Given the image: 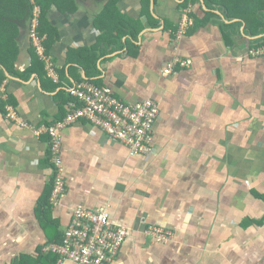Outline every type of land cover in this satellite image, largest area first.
I'll list each match as a JSON object with an SVG mask.
<instances>
[{"label": "crops", "instance_id": "crops-1", "mask_svg": "<svg viewBox=\"0 0 264 264\" xmlns=\"http://www.w3.org/2000/svg\"><path fill=\"white\" fill-rule=\"evenodd\" d=\"M42 1L46 39L50 28L58 33L47 49L56 90L46 67L21 75L33 60L30 18L0 25L16 32L18 50L0 55V184L15 177L34 194L19 206L0 199V264H52L58 255L44 248L79 207L105 208L128 229L110 264H264V55L250 53L264 43V0H157L153 19L143 0ZM0 6L11 10L7 0ZM186 9L193 23L178 36ZM175 57L192 62L165 75ZM81 80L129 102L157 101L152 151L134 154L85 119L66 126V190L52 204L49 137L32 127L64 118L75 101L69 88ZM149 224L173 239L152 241Z\"/></svg>", "mask_w": 264, "mask_h": 264}, {"label": "built area", "instance_id": "built-area-1", "mask_svg": "<svg viewBox=\"0 0 264 264\" xmlns=\"http://www.w3.org/2000/svg\"><path fill=\"white\" fill-rule=\"evenodd\" d=\"M184 10L185 20L179 25L178 36L192 25L193 21ZM41 7L36 6L29 20V35L33 48L45 63L48 76L58 81L54 60L46 51V35L39 31ZM252 56L264 55V43L250 48ZM190 59L175 57L164 69L165 75L173 73L178 67L191 64ZM69 94L75 99L72 108L59 121L53 124H40L32 127L37 136L49 137L50 159L54 167L55 178L51 193V203H58L66 190L64 163L62 160L61 131L66 126L85 119L111 138L127 145L134 154L152 151L154 125L160 114V107L154 99L129 102L118 97L111 87L97 84L90 80H81L69 88ZM9 116L22 125L23 121L16 111L10 107ZM29 126V125H28ZM128 229L115 224L105 208L94 210L79 207L66 227L62 242L47 244L44 250L58 255L57 264L63 259H70L75 264H110L119 254L127 236ZM146 236L155 242H169L173 232L156 224H149Z\"/></svg>", "mask_w": 264, "mask_h": 264}, {"label": "trees", "instance_id": "trees-1", "mask_svg": "<svg viewBox=\"0 0 264 264\" xmlns=\"http://www.w3.org/2000/svg\"><path fill=\"white\" fill-rule=\"evenodd\" d=\"M7 1L9 2V6H7V8L11 9L13 6L16 7L15 13L12 12V14L9 15V14H7V12H5L8 9L2 8V6H0V25H7V23H10V24H13L14 26H26L27 21L33 15V11H32L33 5L30 2V0H7ZM54 1H56V0H54ZM117 1L118 0H111L110 4L113 6H116ZM193 1H195V0H193ZM36 2H38L42 6L41 7L42 8L41 9V15H40L41 24H40L39 31L41 34H44L45 28L42 27L43 26L42 23H43V17H45V14L47 12V8H46L45 2H43L42 0L41 1L36 0ZM156 3H157V0H156ZM143 4L145 6V8H144L145 11H147L150 18L153 19L154 17L150 12L151 0H143ZM181 5L183 7H187L189 5V0L183 1V3ZM8 11H10V10H8ZM56 30H57L56 28H53V29L50 28V31H48V33H49L48 38L45 40L46 51H48L47 49L52 45V43L58 37V33ZM15 35H16V32L13 34H10L9 30H6V28L4 26H2V27L0 26V40H2V42L5 43V45H6V48L4 50H0V55L11 56V53H12L16 57V55L18 54V50H17L16 45H14L15 44V37H14ZM10 39L13 40L14 43L10 42ZM32 55H33V60H32L30 67L24 73L21 74V75H23L22 77H24V78H30L32 73H34V72L41 73L43 70H45V63L36 54L34 48L32 49ZM0 61L3 62L1 60V58H0ZM7 66L10 69V71H12V72L14 71L11 66H9V65H7ZM0 74H1V79L5 78V76L2 73H0ZM45 74L48 76L47 70L45 71ZM48 78L52 81V84H53V86L50 87V89L56 90L57 87L60 85V83L55 81L50 76H48ZM61 93H62V91H61ZM55 173L56 172L54 171L51 193H52L53 186H54ZM50 197H51V195H50ZM44 206L50 207L51 203L46 201ZM62 240H63V237L58 242H62ZM55 258H53L54 262H52V264L57 263L58 259H57V257H55Z\"/></svg>", "mask_w": 264, "mask_h": 264}, {"label": "clouds", "instance_id": "clouds-1", "mask_svg": "<svg viewBox=\"0 0 264 264\" xmlns=\"http://www.w3.org/2000/svg\"><path fill=\"white\" fill-rule=\"evenodd\" d=\"M33 195L34 194L26 184L15 177L10 178L4 184H0V199L5 203L9 199H12L18 206L23 205L27 203Z\"/></svg>", "mask_w": 264, "mask_h": 264}, {"label": "water", "instance_id": "water-1", "mask_svg": "<svg viewBox=\"0 0 264 264\" xmlns=\"http://www.w3.org/2000/svg\"><path fill=\"white\" fill-rule=\"evenodd\" d=\"M155 3H156L155 0H151V4H152L153 7H154ZM7 76H9V77H13L14 79H17V77H14V76H12V75L9 74V73L7 74Z\"/></svg>", "mask_w": 264, "mask_h": 264}, {"label": "rangeland", "instance_id": "rangeland-1", "mask_svg": "<svg viewBox=\"0 0 264 264\" xmlns=\"http://www.w3.org/2000/svg\"><path fill=\"white\" fill-rule=\"evenodd\" d=\"M15 6H13L12 8H11V10L10 11H5V12H7V14H12V12L14 13L15 12Z\"/></svg>", "mask_w": 264, "mask_h": 264}]
</instances>
